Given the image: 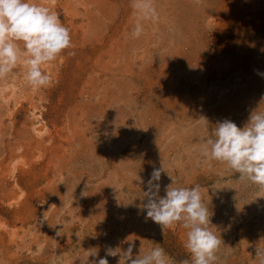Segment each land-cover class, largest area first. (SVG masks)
<instances>
[{"label": "rangeland", "instance_id": "374dc122", "mask_svg": "<svg viewBox=\"0 0 264 264\" xmlns=\"http://www.w3.org/2000/svg\"><path fill=\"white\" fill-rule=\"evenodd\" d=\"M32 2L58 14L72 47L42 65L47 87L23 65L0 79V264H123L129 239L133 258L159 246L170 264L190 260L182 222L146 218L162 167L161 196L173 180L200 185L223 241L216 264H259L264 187L202 148L217 122L244 128L264 112V0H153L139 38L131 0Z\"/></svg>", "mask_w": 264, "mask_h": 264}, {"label": "clouds", "instance_id": "9594fccd", "mask_svg": "<svg viewBox=\"0 0 264 264\" xmlns=\"http://www.w3.org/2000/svg\"><path fill=\"white\" fill-rule=\"evenodd\" d=\"M131 6L135 15L131 35L139 38L144 22H156L158 12L153 0H131ZM70 47V30L61 23L55 11L32 0H0V79L23 65L26 68L24 78L29 85L47 87L52 83V76L42 65L56 60ZM208 123V120L203 121L205 127ZM212 137L202 148L205 159L224 163L238 173L241 180L264 187V112H252L244 128L229 119L219 121L212 129ZM164 170L163 167L154 168L147 181V202L143 206L147 210L146 218L161 225L163 230L177 222L188 229L184 247L191 259L181 264H216L223 241L209 228V208L203 202L200 185L174 187L173 180L166 187V194L161 196L159 180ZM129 241L127 249L120 252L123 264H170L169 256L159 246L144 254L140 251L133 258L135 241ZM255 252L259 264H264V247L258 244ZM117 253L108 248L106 255L116 256ZM87 260L88 257L82 259V264ZM94 264H109V261L104 257Z\"/></svg>", "mask_w": 264, "mask_h": 264}]
</instances>
